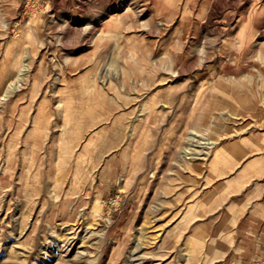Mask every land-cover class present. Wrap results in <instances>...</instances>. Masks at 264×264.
Listing matches in <instances>:
<instances>
[{
    "label": "rangeland",
    "instance_id": "374dc122",
    "mask_svg": "<svg viewBox=\"0 0 264 264\" xmlns=\"http://www.w3.org/2000/svg\"><path fill=\"white\" fill-rule=\"evenodd\" d=\"M77 1L0 0V264H264V0Z\"/></svg>",
    "mask_w": 264,
    "mask_h": 264
},
{
    "label": "bare ground",
    "instance_id": "6f19581e",
    "mask_svg": "<svg viewBox=\"0 0 264 264\" xmlns=\"http://www.w3.org/2000/svg\"><path fill=\"white\" fill-rule=\"evenodd\" d=\"M92 1V0H91ZM116 0H106V3H108L109 5H113L114 6V2H115ZM77 2H82V0H78ZM79 3V4H80ZM107 5V4H106ZM82 7V6H81ZM88 24H89V28H92V29H94L98 24H100L99 23V21H97V20H90V21H88ZM194 134L195 135H197V136H201L199 133H197L196 131H194ZM200 143V142H199ZM201 145V144H200ZM214 145H215V142L213 141V140H211V139H209L208 137H205L204 136V140H203V146H201L202 147V150L203 149H211V148H213L214 147ZM192 153H194V154H202V153H205V151H196L195 149L193 150V152ZM94 211L96 212V213H100V211H101V209H100V206L97 204V201H95V204H94ZM101 234H103V233H101ZM89 236V235H88ZM86 237H87V235H84V236H82V238H83V241H82V243H81V245L82 246H85V248H86V245H84L85 244V240H86ZM78 239V237H77V235H71V236H69V237H67V238H64V240H62V242H63V247L64 248H66V250H69V249H71V247H73L74 245H75V243H76V240ZM81 245H80V247H81ZM70 251V250H69ZM68 251V252H69ZM82 253H86L85 251L84 252H82ZM81 253V254H82ZM88 253V252H87ZM138 253V252H137ZM136 254V253H135ZM79 255V254H78ZM139 255V254H138ZM139 257V256H138ZM135 258H137V255L135 256ZM134 258V259H135ZM130 261V260H129ZM131 262V261H130ZM137 262V261H136ZM136 262H135V264H136ZM139 263V262H138ZM133 264V263H132Z\"/></svg>",
    "mask_w": 264,
    "mask_h": 264
},
{
    "label": "crops",
    "instance_id": "0c3cea01",
    "mask_svg": "<svg viewBox=\"0 0 264 264\" xmlns=\"http://www.w3.org/2000/svg\"><path fill=\"white\" fill-rule=\"evenodd\" d=\"M258 226L264 229V216L253 217L250 214H248L247 216L241 217L237 221V230H239V232L242 233L241 235H243V237H245L248 240L251 239L248 238V236H246L243 233L249 232V229L252 228L257 229Z\"/></svg>",
    "mask_w": 264,
    "mask_h": 264
}]
</instances>
